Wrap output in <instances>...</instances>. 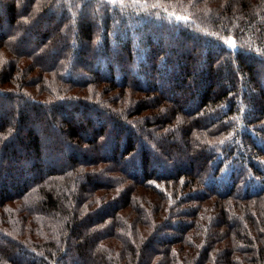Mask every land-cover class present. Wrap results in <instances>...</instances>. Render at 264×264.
<instances>
[{
  "label": "trees",
  "instance_id": "1",
  "mask_svg": "<svg viewBox=\"0 0 264 264\" xmlns=\"http://www.w3.org/2000/svg\"><path fill=\"white\" fill-rule=\"evenodd\" d=\"M1 3L0 264H264V0Z\"/></svg>",
  "mask_w": 264,
  "mask_h": 264
},
{
  "label": "rangeland",
  "instance_id": "2",
  "mask_svg": "<svg viewBox=\"0 0 264 264\" xmlns=\"http://www.w3.org/2000/svg\"><path fill=\"white\" fill-rule=\"evenodd\" d=\"M3 0H0V13H2V11H3V9H2V2ZM9 0H4V2H5V4L8 2ZM26 7V4H25V1L21 4V8L20 9H24ZM56 13H57V11H52V10H50L49 12H47L46 13V16H45V18L46 19H48V20H50L51 18H54L55 17V15H56ZM50 18V19H49ZM1 28H2V31L5 33V32H7V30H6V23H5V21L3 22L2 21V23H1ZM43 27V26H42ZM40 28V31L43 29V28ZM32 29H34V32H33V35H36V31H35V25L30 29V30H32ZM39 32V31H38ZM32 36V34H30V35H27V38H29V39H33V37H31ZM187 44L186 43H184V45H183V48H187ZM203 58H199V61H197L198 63H197V65L196 66H198V64L200 63V61L202 60ZM71 107H73L72 105H70L69 106V108H71ZM9 105H5L2 109H1V112L0 113H2V114H5V113H7L8 111H9ZM47 112H50V110H46ZM88 113H89V115H86V116H88L89 118H92L93 117V114L95 113V110L94 109H90V111H88ZM71 115V114H70ZM5 116V115H4ZM72 116V115H71ZM75 116H77V114L75 115ZM74 115H73V117H75ZM79 116V115H78ZM0 117H2V115H0ZM80 117V116H79ZM87 117V118H88ZM5 119L6 120H9V117H8V115L6 114V116H5ZM92 125H93V127H94V125H95V123L94 122H92ZM35 129H36V127H34ZM94 129V128H93ZM87 131V130H86ZM52 133L51 134H56L55 132H53V131H51ZM86 133V132H85ZM175 140L176 139H173V141L175 142ZM47 141L45 140V142L43 143V146H45V148H49V147H51L52 145H51V143H49V142H47ZM79 153H82V151H80L79 150ZM77 154V155H79L80 157H81V155L82 154ZM84 155H85V153H84ZM83 155V157H85V158H89V156L88 155H85L84 156ZM58 157L60 156V154L59 155H57ZM57 156H56V158H57ZM183 159V158H182ZM181 159V160H182ZM183 161V160H182ZM181 164V163H180ZM24 165V164H23ZM181 166V165H180Z\"/></svg>",
  "mask_w": 264,
  "mask_h": 264
},
{
  "label": "snow or ice",
  "instance_id": "3",
  "mask_svg": "<svg viewBox=\"0 0 264 264\" xmlns=\"http://www.w3.org/2000/svg\"><path fill=\"white\" fill-rule=\"evenodd\" d=\"M113 2H115V0H113ZM228 44H229V46H232V47H234V46H235V44H234V42H233V41H228Z\"/></svg>",
  "mask_w": 264,
  "mask_h": 264
}]
</instances>
